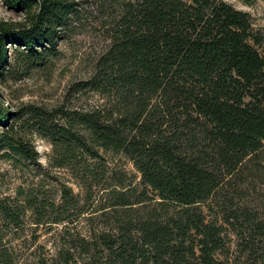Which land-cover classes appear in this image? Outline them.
I'll return each instance as SVG.
<instances>
[{"label":"trees","instance_id":"obj_1","mask_svg":"<svg viewBox=\"0 0 264 264\" xmlns=\"http://www.w3.org/2000/svg\"><path fill=\"white\" fill-rule=\"evenodd\" d=\"M114 1L121 13L109 44L92 74L71 87L97 93L99 102L87 109L0 107V149L38 165L29 139L36 134L50 144L53 166L108 186L115 175L106 172L105 154L122 153L158 200L132 210L145 193L111 190V206L122 207L112 215L114 231L61 235L49 263L37 257L35 264H228L226 228L247 223L255 235L264 226L244 201L264 160V44L248 13L223 0ZM3 2L26 19L0 24V76L12 66L48 63L76 1ZM20 194V201L0 200L3 229L18 226L26 211L36 224H60L82 209L65 185L58 201L32 189ZM203 206L215 216L207 218ZM246 244L264 264V244ZM1 246L0 264H16Z\"/></svg>","mask_w":264,"mask_h":264},{"label":"rangeland","instance_id":"obj_2","mask_svg":"<svg viewBox=\"0 0 264 264\" xmlns=\"http://www.w3.org/2000/svg\"><path fill=\"white\" fill-rule=\"evenodd\" d=\"M76 16L65 38L58 44L57 55L44 65L28 66L16 69L11 67L7 74L0 76V107L12 111L24 105H40L47 108L63 104L72 109H87L99 102L95 92H72V85L86 79L93 72L99 55L109 44L110 28L119 19L121 8L114 0H75ZM187 1V0H185ZM234 8L245 11L249 15L252 30L264 44V0H253L245 4L242 0H223ZM24 11L9 8L0 0V24L23 22ZM16 69V70H13ZM36 152L38 165L32 166L18 158L8 157L4 149H0V200L20 201L21 192L40 191L44 199L58 201L59 188L65 185L76 195L82 209L69 212V218L60 223H34L33 214L26 211L20 215V223L16 227H6L0 215V227L3 229L1 247L9 249L16 264H35L37 257H44L49 263L55 245L61 235L88 238L91 233L100 231L112 232L114 227L113 213H121L122 207L111 206L113 197L111 190L130 191L137 196L146 194V201L133 204L130 209L136 210L142 204L153 206L158 198L147 187L141 184L140 173L122 153L105 154L104 167L109 174L115 175L114 181L105 184H84L71 171L63 167H55L51 163L52 150L50 144L36 134L29 136ZM260 170L244 198L246 207L255 222L264 223V160ZM103 173V172H102ZM102 175H105L102 174ZM97 180L102 181V178ZM133 196L131 199H135ZM207 218L215 215L208 214ZM243 224L242 219L239 220ZM245 223L226 228L228 264H258V254L250 248L253 241L255 248L264 244V226L253 235V228ZM249 227V229H248ZM243 234L241 239L236 232ZM240 244V245H239ZM7 247V248H6Z\"/></svg>","mask_w":264,"mask_h":264}]
</instances>
